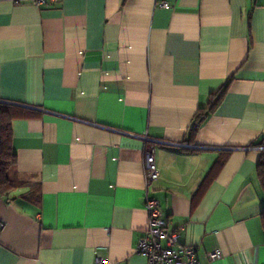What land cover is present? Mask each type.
<instances>
[{
    "label": "crops",
    "instance_id": "0c3cea01",
    "mask_svg": "<svg viewBox=\"0 0 264 264\" xmlns=\"http://www.w3.org/2000/svg\"><path fill=\"white\" fill-rule=\"evenodd\" d=\"M36 1L0 0V264H147L146 198L201 264H264V0Z\"/></svg>",
    "mask_w": 264,
    "mask_h": 264
},
{
    "label": "built area",
    "instance_id": "2783aa9c",
    "mask_svg": "<svg viewBox=\"0 0 264 264\" xmlns=\"http://www.w3.org/2000/svg\"><path fill=\"white\" fill-rule=\"evenodd\" d=\"M15 1L16 0H12ZM46 0H37L36 3L43 5ZM167 9L165 3L159 4ZM145 141L144 147V181L145 190L158 181L159 170L155 160V145L160 143L142 136ZM257 149L263 150L264 147ZM145 211L147 224L144 235L140 238L136 252L144 256L147 264H201L196 250L192 247H185L179 244L181 228H170L163 217L158 201L146 198ZM4 229V223L0 222V231ZM221 257L219 250H212L206 254L208 261H214ZM95 264H107L106 260L98 258Z\"/></svg>",
    "mask_w": 264,
    "mask_h": 264
},
{
    "label": "trees",
    "instance_id": "16d2710c",
    "mask_svg": "<svg viewBox=\"0 0 264 264\" xmlns=\"http://www.w3.org/2000/svg\"><path fill=\"white\" fill-rule=\"evenodd\" d=\"M219 97L212 100L207 110H200L195 117V122L204 119L208 112H211L217 105ZM11 107L0 104V195H6L10 190L17 188L12 180L8 177L9 170L16 163V155L11 146ZM195 129H192V135ZM257 147H264V144H257ZM256 175L261 189L264 193V149L260 151L259 160L256 166ZM262 228L264 232V212L261 215Z\"/></svg>",
    "mask_w": 264,
    "mask_h": 264
}]
</instances>
